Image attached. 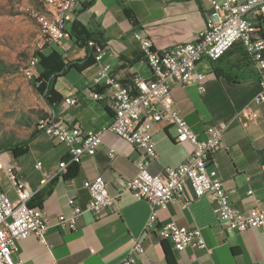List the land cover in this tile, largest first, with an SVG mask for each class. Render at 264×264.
<instances>
[{"label": "crops", "instance_id": "crops-1", "mask_svg": "<svg viewBox=\"0 0 264 264\" xmlns=\"http://www.w3.org/2000/svg\"><path fill=\"white\" fill-rule=\"evenodd\" d=\"M211 10L212 0H91L88 7L76 5L68 14L65 39L48 44L57 49L65 63L79 61L77 67H70L56 79L55 91L62 96L57 118L84 131L99 130L111 123V99L104 83L94 80L100 63L110 64L111 74L124 82L136 74L149 77L151 69L135 32H142L156 49L164 50L195 41L206 29ZM69 19L78 20L89 38L104 46L101 62L94 59L92 50L76 43ZM228 61L236 62L237 55H230L224 63ZM213 67L209 59L200 60L196 67L207 74L205 92L196 85L174 84L172 96L175 108L200 137H206L210 125L224 129L221 146L209 167L222 177L233 205L248 211L264 205V102L256 101L261 84L252 63H242L240 72L232 76L239 77L243 71L255 75L238 81L217 75ZM93 92L104 94V98L95 99ZM67 97L76 103L67 104ZM151 133L157 153L150 165L154 174L179 165L193 151L190 142L176 141L173 125L155 122ZM41 136L44 135L37 139ZM68 151L65 144L48 137L36 149L31 146L29 154L19 162L15 161L18 177L28 182L35 193L50 190L40 205L50 222L46 242L34 235L17 242L13 256L22 264H118L131 252L134 239L146 248L137 264H264V226L245 231L227 229L214 212L213 199L196 196L189 183L181 198L170 202L167 208L156 209L157 221L147 229L153 205L130 192L119 195L124 183L138 173L136 160L141 150L113 132L103 136L94 155H85L76 163L71 176L64 177L68 166L51 187V177L58 171L59 163L69 157ZM98 176L109 183L110 194L118 196L114 206L99 215L85 211L74 228L58 226L59 215L72 211L69 198L82 208L87 207L90 192L85 182ZM0 190L17 198V191L3 170ZM171 220L200 228L207 247L176 250L172 240L159 232Z\"/></svg>", "mask_w": 264, "mask_h": 264}, {"label": "built area", "instance_id": "built-area-1", "mask_svg": "<svg viewBox=\"0 0 264 264\" xmlns=\"http://www.w3.org/2000/svg\"><path fill=\"white\" fill-rule=\"evenodd\" d=\"M84 0H43L44 10L37 16L42 34L50 43L61 42V34L67 33L69 12ZM91 1V0H85ZM264 0H212V10L207 15L206 29L200 32L195 41L177 44L158 50L152 40L135 32L136 39L144 59L151 69L149 77L136 74L129 82L118 80L111 74L108 63H100L94 78L96 83L103 82L107 95L111 99L114 117L111 123L99 130L84 131L79 126H70L62 119L49 116L40 122L39 129L51 139L68 147L69 157L59 163L56 174H61L71 164L79 163L85 155H94L107 132H113L126 139L141 150L136 160L138 173L128 179L119 195L130 192L134 197L144 199L153 205L146 228L157 221V208H167L183 196L185 185L189 183L196 196H210L214 201V212L227 229L245 231L264 226V205L248 211L238 209L230 200V194L222 177L216 169L209 167L214 153L220 148L224 129L210 125L206 137L194 132L182 114L175 108L172 96L174 84L196 85L200 92L206 90L207 74L196 69L202 59L221 58L231 47L240 42L248 53L256 74L261 92L257 102H264ZM95 60L101 62L104 46L90 40ZM39 60L34 56L26 74L29 77L38 74ZM97 100L104 94L93 92ZM67 104L76 100L67 97ZM155 122H164L176 127L177 142H190L192 153L177 166H168L163 172L154 174L150 171L152 161L157 157L155 141L151 127ZM114 155V152L111 153ZM41 162L37 163V167ZM8 183L17 191L13 199L5 190H0V264H22L15 259L17 242L31 235L46 242V232L50 222L41 206H32L30 201L35 195L31 185L17 175V166H5L0 161ZM90 192L86 208L69 198L72 211L69 215L61 214L57 225L74 228L80 216L89 211L95 215L112 208L118 196L109 192V183L98 176L93 181L85 182ZM160 235L172 240L178 251L188 247L206 248V240L198 227L179 225L174 220L165 222L160 227ZM146 251L138 239L133 240L131 252L118 264H137L140 255ZM51 264H58L52 262Z\"/></svg>", "mask_w": 264, "mask_h": 264}, {"label": "rangeland", "instance_id": "rangeland-1", "mask_svg": "<svg viewBox=\"0 0 264 264\" xmlns=\"http://www.w3.org/2000/svg\"><path fill=\"white\" fill-rule=\"evenodd\" d=\"M43 10V0H0V147L27 139L51 115L36 75L26 74L35 52L49 44L37 18ZM43 135L31 144L33 149L49 137ZM6 159L0 157L3 165Z\"/></svg>", "mask_w": 264, "mask_h": 264}, {"label": "trees", "instance_id": "trees-1", "mask_svg": "<svg viewBox=\"0 0 264 264\" xmlns=\"http://www.w3.org/2000/svg\"><path fill=\"white\" fill-rule=\"evenodd\" d=\"M83 7H88L90 5L89 1L81 2ZM68 21L71 22V36H76V43L80 46H85L87 49L92 50L91 53L94 55V51L92 48L89 47L88 43L91 40L89 36L84 31V26L76 19H69ZM84 31V32H83ZM48 49V52L46 53L45 50ZM91 54V55H92ZM236 54L237 55V61L236 62H225L224 60L227 59L230 55ZM35 57L39 60L38 65V74L36 75V84L40 89V92L44 96L47 104L52 109V113L50 116L57 119V112H58V106L62 102V96L56 93L55 91V82L57 77L63 75L67 69L70 67H77L78 66V60L77 61H71L68 63H65L61 54L55 49V47L47 46L45 49H40L35 52ZM32 59V58H31ZM95 59V56H94ZM88 59L84 60V62H87ZM214 65V72L217 75H224L225 77L232 79L234 81H238L239 78L245 79L251 76H254L255 74L252 72H245L243 71L240 76L233 77L232 74L240 72V65L242 63H252L248 53L244 49V46L242 43L238 42L234 44L231 49H229L221 58L212 60ZM41 134H43V130L36 128L32 134L25 140L12 142L9 144H6L4 146L0 147V157L3 155H7V159L5 160L7 163L5 166H14L15 161L19 162V160L29 154L31 149V143L37 139ZM76 168V163L71 164L69 166L67 174L64 175V177L71 176L72 172ZM57 172H54V175L51 177V184L52 187L54 183L57 180V177L60 174H56ZM50 190H38L36 191L35 195L33 196L32 200L30 201V205L32 206H40L42 204L43 198L47 193H49Z\"/></svg>", "mask_w": 264, "mask_h": 264}, {"label": "bare ground", "instance_id": "bare-ground-1", "mask_svg": "<svg viewBox=\"0 0 264 264\" xmlns=\"http://www.w3.org/2000/svg\"><path fill=\"white\" fill-rule=\"evenodd\" d=\"M65 37H66V33L61 34V41L64 40ZM33 60H34V58H32L29 63H33ZM43 121H44V119H42L40 122H43ZM38 124L40 125V123H38Z\"/></svg>", "mask_w": 264, "mask_h": 264}]
</instances>
